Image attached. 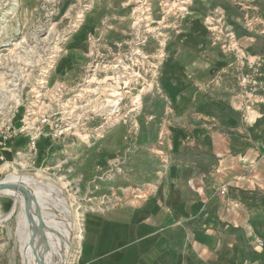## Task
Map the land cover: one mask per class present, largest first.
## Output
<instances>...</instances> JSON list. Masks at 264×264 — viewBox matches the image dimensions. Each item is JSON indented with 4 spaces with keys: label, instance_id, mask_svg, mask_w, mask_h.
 Returning a JSON list of instances; mask_svg holds the SVG:
<instances>
[{
    "label": "rangeland",
    "instance_id": "obj_1",
    "mask_svg": "<svg viewBox=\"0 0 264 264\" xmlns=\"http://www.w3.org/2000/svg\"><path fill=\"white\" fill-rule=\"evenodd\" d=\"M14 1L0 0V182L61 184L68 203L28 189L57 220L72 203L67 264L88 213L155 194L234 117L264 118V0ZM21 205L0 194V264H62Z\"/></svg>",
    "mask_w": 264,
    "mask_h": 264
},
{
    "label": "crops",
    "instance_id": "obj_2",
    "mask_svg": "<svg viewBox=\"0 0 264 264\" xmlns=\"http://www.w3.org/2000/svg\"><path fill=\"white\" fill-rule=\"evenodd\" d=\"M259 116L248 118L244 130L234 117L236 130L217 134L213 155L182 160L177 177L155 194L88 213L74 264H264V246L254 242L264 240Z\"/></svg>",
    "mask_w": 264,
    "mask_h": 264
},
{
    "label": "bare ground",
    "instance_id": "obj_3",
    "mask_svg": "<svg viewBox=\"0 0 264 264\" xmlns=\"http://www.w3.org/2000/svg\"><path fill=\"white\" fill-rule=\"evenodd\" d=\"M15 8L16 6L13 7V9ZM29 182H34L40 185L42 187V191L44 192L47 191V188L44 187V185H46L50 189L54 190L55 198L65 202L67 201L68 203V197L66 196L61 184L55 181L53 178L47 175H41L39 173H34L29 176L25 174L22 177L17 176V178L14 176V174L7 177L0 182V184L3 185L0 187V194L14 195L17 202L26 208L31 217L33 216L34 218H39L37 226L38 230L35 237H40V226L42 224V227L47 230V240L45 239L47 241L48 247V249L46 248V251L49 252L47 255L49 256L51 254L57 253L62 264H67L68 261L71 260L72 249L74 245V234L76 229L75 213L72 209L73 207H71L72 203L69 201L71 206L68 205V211L66 213H62L61 220H57L54 214L47 211L48 206L45 205L46 203H44V199H42L41 202L40 197H36L34 190L29 191ZM43 260V263L49 261L45 258Z\"/></svg>",
    "mask_w": 264,
    "mask_h": 264
},
{
    "label": "built area",
    "instance_id": "obj_4",
    "mask_svg": "<svg viewBox=\"0 0 264 264\" xmlns=\"http://www.w3.org/2000/svg\"><path fill=\"white\" fill-rule=\"evenodd\" d=\"M46 121H49V119H44V120H43V122H46ZM56 127H58L57 124H56ZM32 148H34V149L36 148V144H35L34 141H32ZM226 191H227V188H226V186H224V187L222 188V190H221V193H222V194H225ZM254 242L256 243V245H257L258 247H262V246H264V240L261 239V238H255V239H254Z\"/></svg>",
    "mask_w": 264,
    "mask_h": 264
},
{
    "label": "water",
    "instance_id": "obj_5",
    "mask_svg": "<svg viewBox=\"0 0 264 264\" xmlns=\"http://www.w3.org/2000/svg\"><path fill=\"white\" fill-rule=\"evenodd\" d=\"M3 185L2 184H0V187H2Z\"/></svg>",
    "mask_w": 264,
    "mask_h": 264
}]
</instances>
